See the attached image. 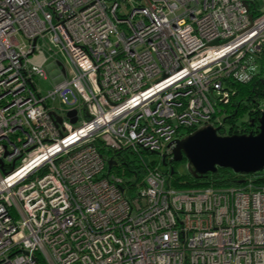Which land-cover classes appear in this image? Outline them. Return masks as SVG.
<instances>
[{
	"label": "built area",
	"instance_id": "obj_1",
	"mask_svg": "<svg viewBox=\"0 0 264 264\" xmlns=\"http://www.w3.org/2000/svg\"><path fill=\"white\" fill-rule=\"evenodd\" d=\"M254 2L0 0V264H264V185L176 187L141 156L226 129L264 56Z\"/></svg>",
	"mask_w": 264,
	"mask_h": 264
},
{
	"label": "trees",
	"instance_id": "obj_2",
	"mask_svg": "<svg viewBox=\"0 0 264 264\" xmlns=\"http://www.w3.org/2000/svg\"><path fill=\"white\" fill-rule=\"evenodd\" d=\"M257 6L256 2L249 5L252 17L258 16L261 12ZM263 67L264 56L261 59L258 73L250 81L246 83L230 81V86L234 90V94L231 95L230 101L224 104V108H222V111L226 113L223 118L226 129L224 126L216 128L217 134H248L258 131L260 111L257 105L264 98ZM100 150L112 160L111 171L125 178H129L133 173H136L139 177L142 175V163H136L135 159L137 156L135 154H128L127 151L105 152L102 148ZM130 157H133V159H130ZM181 160H185V158L183 157ZM175 162V160H171L170 165L173 176L172 183L176 187H201L207 185L215 187L241 186L244 184V180L248 178H251L256 185H264V168L252 173L241 174L233 172L230 168L217 167L214 172H207L198 177H194L188 173L186 178H184L183 176L174 175L175 170L172 164Z\"/></svg>",
	"mask_w": 264,
	"mask_h": 264
},
{
	"label": "water",
	"instance_id": "obj_3",
	"mask_svg": "<svg viewBox=\"0 0 264 264\" xmlns=\"http://www.w3.org/2000/svg\"><path fill=\"white\" fill-rule=\"evenodd\" d=\"M74 113L75 110L68 111L69 116ZM71 121L74 122L75 117ZM172 155L175 161L184 157L187 169L194 177L214 172L217 167L230 168L241 174L261 170L264 168V111L258 118L256 133L219 135L216 128L208 125L177 139ZM111 164L112 160H108V167Z\"/></svg>",
	"mask_w": 264,
	"mask_h": 264
},
{
	"label": "rangeland",
	"instance_id": "obj_4",
	"mask_svg": "<svg viewBox=\"0 0 264 264\" xmlns=\"http://www.w3.org/2000/svg\"><path fill=\"white\" fill-rule=\"evenodd\" d=\"M257 5L263 9L264 8V2L263 0H257ZM39 55L41 57V59L44 60V64L47 65L48 63H50L52 60L47 58L46 52H39ZM259 69H260V63L258 64ZM263 69V76H264V67ZM37 86L39 87L40 91L42 93H46L49 89L52 88V82L50 81V79H38L37 80ZM260 102L264 103V98L260 100ZM221 108H224L223 105H221ZM141 156L143 157L145 162H154L156 163L158 160V165L161 171L165 172L166 170L170 169L171 165L170 162H167L165 165L163 163L159 162V158L158 155L155 153H148V152H142ZM130 159H133V157H130ZM136 163H142L141 160L139 159V157H136ZM172 166L174 167L175 170V176H183L184 178H186V175L189 173L187 166H186V160H178L175 163L172 164ZM131 178V176H130ZM173 178V176H172ZM171 178V179H172Z\"/></svg>",
	"mask_w": 264,
	"mask_h": 264
},
{
	"label": "crops",
	"instance_id": "obj_5",
	"mask_svg": "<svg viewBox=\"0 0 264 264\" xmlns=\"http://www.w3.org/2000/svg\"><path fill=\"white\" fill-rule=\"evenodd\" d=\"M260 63H261V60H260Z\"/></svg>",
	"mask_w": 264,
	"mask_h": 264
}]
</instances>
